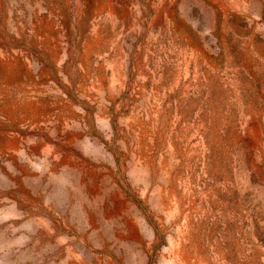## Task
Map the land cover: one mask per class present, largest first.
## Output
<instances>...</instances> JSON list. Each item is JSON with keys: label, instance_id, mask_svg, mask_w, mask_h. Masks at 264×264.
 Listing matches in <instances>:
<instances>
[{"label": "rangeland", "instance_id": "1", "mask_svg": "<svg viewBox=\"0 0 264 264\" xmlns=\"http://www.w3.org/2000/svg\"><path fill=\"white\" fill-rule=\"evenodd\" d=\"M0 264H264V0H0Z\"/></svg>", "mask_w": 264, "mask_h": 264}]
</instances>
